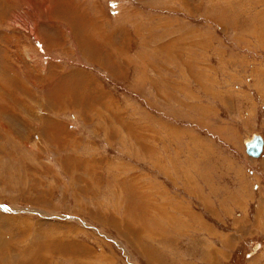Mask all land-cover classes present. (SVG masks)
Wrapping results in <instances>:
<instances>
[{"label":"rangeland","instance_id":"1","mask_svg":"<svg viewBox=\"0 0 264 264\" xmlns=\"http://www.w3.org/2000/svg\"><path fill=\"white\" fill-rule=\"evenodd\" d=\"M253 134L264 0H0V264H264Z\"/></svg>","mask_w":264,"mask_h":264},{"label":"crops","instance_id":"2","mask_svg":"<svg viewBox=\"0 0 264 264\" xmlns=\"http://www.w3.org/2000/svg\"><path fill=\"white\" fill-rule=\"evenodd\" d=\"M263 137V136H262ZM244 148H245V146H244ZM244 151V157H245V159H249V160H256V159H259V158H257V157H252V156H250V155H248L247 153H246V150L244 149L243 150ZM246 155V156H245ZM156 164V167H158L159 166V164H160V166H162V168H165V164H163V163H161V161L159 162V160H158V162L157 163H155ZM153 165H154V163H153ZM155 166V165H154ZM172 166L173 167H170V169H172V170H175V174L176 175H178L177 177L178 178H180L181 179V177H182V179H183V177L185 176V180L183 181V184H184V186L185 187H183V192H186L187 194H188V192H192V189L193 188H195V186L194 185H192V184H190L189 183V180H187L186 178H188V176H186L185 175V173L183 172V170H182V168H180V167H176L177 165H175V163H172ZM166 169V168H165ZM168 172V170L166 171V173ZM183 174H184V176H183ZM180 176V177H179ZM167 180H169L168 178H166ZM169 181H171V180H169ZM237 182H238V186H239V188H238V191L241 193V194H245L244 193V191L248 188V182L246 181V179L245 178H237ZM172 183H174V182H172ZM175 184V183H174ZM187 184V185H186ZM206 186H207V189L208 190H210V192H212V191H214L215 190V188H214V185L213 184H210V183H206L205 184ZM189 188H191V189H189ZM165 190V189H164ZM163 190V191H164ZM165 192V191H164ZM246 192V191H245ZM158 193V192H157ZM198 198H197V200L199 201V203H201L200 204V206H199V208H197V209H193L194 210V212H189V210H188V208H186V209H184L185 208V204H184V202H182V201H179L177 198H176V200L174 201V203H173V206H178L179 208H176V209H174L173 207V210L174 211H176V212H180V213H182L183 215H185V216H200V217H204V214L205 213H208L209 214V216L210 217H213V218H219V214H218V212L216 211V209H215V207L213 206V204H212V202L210 201V200H208L207 198H206V196L204 195H201V193H200V191L198 190V193H197V195H196ZM263 197V196H262ZM235 200H233V204H234V206L236 207V206H242V200H243V198H240L239 196L237 197V198H234ZM263 202V201H262ZM167 203H169V201H167ZM261 203V202H260ZM222 209L223 210H226L225 208H223L222 207ZM185 211V212H184ZM186 213V214H185ZM225 213H227L228 214V212H227V210H226V212ZM226 215V214H225ZM243 222H246V221H244V219H243V217H241V218H238V219H235V223H238V228H240V232H241V230H243L242 228L243 227H245V226H242V223ZM257 224H259V221H258V219H257ZM258 226V225H257ZM244 231V230H243ZM227 232V233H226ZM214 240H218V243H216ZM233 244H234V242L232 241V239H231V236H230V232L227 230V231H218V230H216L215 229V225H213V246H214V248L216 249V250H219V253H221V254H223L224 255V257L226 258V254L222 251V249L223 248H232L233 247ZM220 263L218 260L215 262V263Z\"/></svg>","mask_w":264,"mask_h":264},{"label":"water","instance_id":"3","mask_svg":"<svg viewBox=\"0 0 264 264\" xmlns=\"http://www.w3.org/2000/svg\"><path fill=\"white\" fill-rule=\"evenodd\" d=\"M263 140L259 135H255L253 139L246 143L245 150L246 153L258 157L262 151Z\"/></svg>","mask_w":264,"mask_h":264},{"label":"bare ground","instance_id":"4","mask_svg":"<svg viewBox=\"0 0 264 264\" xmlns=\"http://www.w3.org/2000/svg\"><path fill=\"white\" fill-rule=\"evenodd\" d=\"M255 135H259V134H253V135H251V138H250L248 141L245 142V145H246L247 142L251 141ZM260 136L262 137V135H260ZM262 140H263V146H262V151H261L260 155H261L262 152L264 151V138H263V137H262ZM248 155H249V154H248ZM260 155H259V156H260ZM250 156H251V155H250ZM259 156H258V157H259ZM252 157H255V156H252Z\"/></svg>","mask_w":264,"mask_h":264}]
</instances>
